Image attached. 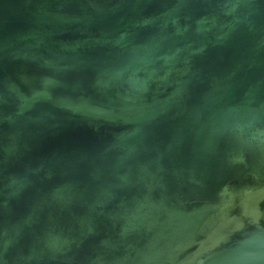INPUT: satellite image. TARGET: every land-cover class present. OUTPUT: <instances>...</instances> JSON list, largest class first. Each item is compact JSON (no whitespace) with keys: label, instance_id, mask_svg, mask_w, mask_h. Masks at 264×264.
<instances>
[{"label":"water","instance_id":"95a60500","mask_svg":"<svg viewBox=\"0 0 264 264\" xmlns=\"http://www.w3.org/2000/svg\"><path fill=\"white\" fill-rule=\"evenodd\" d=\"M0 264H264V0H0Z\"/></svg>","mask_w":264,"mask_h":264}]
</instances>
